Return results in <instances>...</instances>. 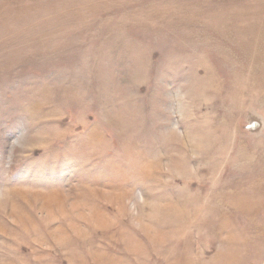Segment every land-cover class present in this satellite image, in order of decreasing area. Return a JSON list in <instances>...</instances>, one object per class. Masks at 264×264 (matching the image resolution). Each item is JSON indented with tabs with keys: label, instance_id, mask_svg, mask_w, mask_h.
<instances>
[{
	"label": "rangeland",
	"instance_id": "1",
	"mask_svg": "<svg viewBox=\"0 0 264 264\" xmlns=\"http://www.w3.org/2000/svg\"><path fill=\"white\" fill-rule=\"evenodd\" d=\"M0 264H264V0H0Z\"/></svg>",
	"mask_w": 264,
	"mask_h": 264
},
{
	"label": "bare ground",
	"instance_id": "2",
	"mask_svg": "<svg viewBox=\"0 0 264 264\" xmlns=\"http://www.w3.org/2000/svg\"><path fill=\"white\" fill-rule=\"evenodd\" d=\"M179 168V167H178Z\"/></svg>",
	"mask_w": 264,
	"mask_h": 264
}]
</instances>
